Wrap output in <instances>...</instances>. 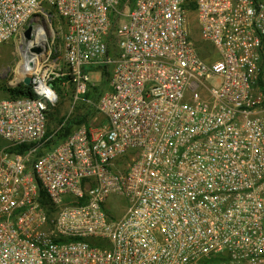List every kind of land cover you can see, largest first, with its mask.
<instances>
[{"label": "built area", "instance_id": "built-area-1", "mask_svg": "<svg viewBox=\"0 0 264 264\" xmlns=\"http://www.w3.org/2000/svg\"><path fill=\"white\" fill-rule=\"evenodd\" d=\"M54 15L104 121L47 144L55 64L0 99V264H264V0H0V46Z\"/></svg>", "mask_w": 264, "mask_h": 264}, {"label": "rangeland", "instance_id": "rangeland-1", "mask_svg": "<svg viewBox=\"0 0 264 264\" xmlns=\"http://www.w3.org/2000/svg\"><path fill=\"white\" fill-rule=\"evenodd\" d=\"M41 22L37 25L41 27ZM187 27L190 33L191 38L193 39L195 45L199 48L202 55H206L207 52L214 51L210 45H206L202 43L198 34V26L195 20L194 14H189L187 17ZM44 30L45 38L41 39L37 36L32 37V45L29 50H26V44H22L21 41L12 40L10 42L4 43L0 46V87L1 86H13L16 85V82H20L26 74H22L19 72L20 64L23 62L24 58H27L28 53H31L33 57L37 59L38 65L42 67L47 65H56L54 72L59 76L60 74L67 73L68 67L64 63L63 58V35L66 31V26L63 21L59 19L57 15L52 17L50 22L44 23L41 27ZM39 41V42H38ZM27 42V41H26ZM39 44V45H37ZM40 48L41 53L39 55H35L31 52L33 48ZM24 52L26 56L24 55ZM89 87L97 88V90L102 92L103 94L109 89V79L101 77L99 71H92L89 75ZM108 81V82H107ZM67 86L66 83H64ZM88 87V88H89ZM71 87H66L65 91L67 96L63 101H61L60 105V113L59 118H66L73 111L74 107L77 106L78 103L74 102V96L72 101L71 97ZM5 95L0 91V99H3ZM104 118L96 111L89 118L88 124L89 127L93 129L102 128ZM53 128L54 126L51 125ZM5 146V143L2 139H0V149ZM104 209L107 213L112 217H119L122 213V209L117 207L112 199H109L104 204Z\"/></svg>", "mask_w": 264, "mask_h": 264}, {"label": "trees", "instance_id": "trees-1", "mask_svg": "<svg viewBox=\"0 0 264 264\" xmlns=\"http://www.w3.org/2000/svg\"><path fill=\"white\" fill-rule=\"evenodd\" d=\"M53 12V11H52ZM61 21L64 22L62 18L59 17ZM65 24V22H64ZM66 26V24H65ZM111 50H114V46H110ZM93 71H100L101 77L106 78V80L110 79V72L107 70V68H91ZM90 71V70H85ZM69 73V70L67 73H64L63 75L58 76L55 78L52 82H50V85L54 92L56 93L58 97V101L54 106L49 105V110L47 114L48 118V124L46 127V133H45V139L50 137V141L47 142V144H56L57 142L61 141L65 137L69 136L74 130L81 126L88 127V120L93 115V113L96 112L94 108V104L98 102L100 97L102 96V92L100 93L97 88H87V91L81 95L76 101L77 106L74 107V111L67 116L66 118L61 117L59 118L60 113V105L61 101L65 99L67 96V93L65 91V88L71 87V97L70 100L72 101L74 96V90L75 85L72 82V77ZM108 82V81H107ZM64 83L67 84V86L64 85ZM0 91L5 95L3 99H19V98H36L37 95L35 94L33 90V86H25L23 83H19L14 87H7V86H1ZM51 125L54 127L52 128ZM27 147H21L17 149L19 153H24Z\"/></svg>", "mask_w": 264, "mask_h": 264}, {"label": "bare ground", "instance_id": "bare-ground-1", "mask_svg": "<svg viewBox=\"0 0 264 264\" xmlns=\"http://www.w3.org/2000/svg\"><path fill=\"white\" fill-rule=\"evenodd\" d=\"M36 36L39 37V38H41V39H44L45 38L44 37L45 36L44 30L41 29V28L38 29ZM37 45H39V44H37ZM29 47H30V45H29ZM27 49H29V48H27ZM24 55L26 56L25 52H24ZM30 61H32V67L28 63L29 62L28 57L27 58H24L23 62L20 64L19 72L22 73V74H26V75H24L23 78H25L26 76H31L34 72H37L39 70V65H38L37 59L31 58ZM23 78H21V79H23ZM43 91L48 96L50 95V93L46 89H43Z\"/></svg>", "mask_w": 264, "mask_h": 264}, {"label": "water", "instance_id": "water-1", "mask_svg": "<svg viewBox=\"0 0 264 264\" xmlns=\"http://www.w3.org/2000/svg\"><path fill=\"white\" fill-rule=\"evenodd\" d=\"M31 34H32V23L30 22L29 25L27 26L25 32H24L25 39L30 40ZM31 52L34 53L35 55H39L41 53V49L36 47V48L31 49ZM31 57H32V54L28 53V59H29L28 63L32 67V61H30ZM31 80H32L31 76H26L25 78H23L22 83L25 86H29V85H31Z\"/></svg>", "mask_w": 264, "mask_h": 264}]
</instances>
